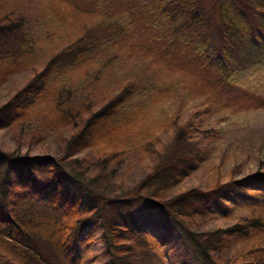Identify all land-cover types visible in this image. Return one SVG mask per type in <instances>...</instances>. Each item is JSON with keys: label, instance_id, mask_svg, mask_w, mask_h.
Returning a JSON list of instances; mask_svg holds the SVG:
<instances>
[{"label": "trees", "instance_id": "16d2710c", "mask_svg": "<svg viewBox=\"0 0 264 264\" xmlns=\"http://www.w3.org/2000/svg\"><path fill=\"white\" fill-rule=\"evenodd\" d=\"M11 1L0 0V31L20 42L0 56V91L8 93L7 81L18 73L27 78L0 106V132H12L17 145L25 136L28 142L25 155L0 148V243L36 264H61L91 224L78 185L58 172L60 163L41 154L45 148L31 155L47 137L58 141L65 159L99 147L94 160L102 167L98 161L106 157L130 160L150 150L160 156L165 135L183 154L162 161L133 197L104 199L122 220L106 231L107 264H174L168 254L191 245L200 248L199 264H264V171L159 202L161 190L197 157L192 148L218 137L199 124L192 128L196 114L215 106L232 111L227 101L234 96L237 111L264 108V96L246 93L264 81V0H235L234 8L231 0L221 2L217 15L206 0H19L4 14ZM251 11L263 17L247 21ZM130 200L166 212L154 216L156 234L142 224L149 213H123ZM26 201L61 213L51 235L54 258L19 214ZM211 212L226 223L204 231L193 226ZM164 244L172 246L162 250Z\"/></svg>", "mask_w": 264, "mask_h": 264}, {"label": "rangeland", "instance_id": "374dc122", "mask_svg": "<svg viewBox=\"0 0 264 264\" xmlns=\"http://www.w3.org/2000/svg\"><path fill=\"white\" fill-rule=\"evenodd\" d=\"M15 1L19 0H12L11 5L9 3L5 5L4 14L21 4H13ZM227 1L217 0L215 7L211 6L213 0H206V3L209 11L213 10L217 15L220 12V3ZM257 3L259 2L257 1ZM230 4L233 8L237 5L235 0H231ZM255 7L253 5V8ZM251 16L256 19L263 17L259 12L251 11L245 19L249 21ZM256 19L255 22H257ZM19 42L18 36L0 31V56L18 50ZM26 78L27 74L18 73L14 78L8 79L6 84L8 93L0 91V106L21 88ZM249 87L250 89L246 88V93H253L256 90L259 96H264L263 80L251 83ZM234 97L228 98L227 101L231 105L233 113L228 106L227 110L215 106L207 112L196 114L194 117L192 115L191 126L193 129L199 124L203 129L210 130L206 135L210 137L218 135V137L210 138L202 142L201 146L195 145L192 148L194 150L197 148V157L188 166L182 167L181 169L184 168V170L180 169L174 180L161 190L159 197L161 204L174 198L180 192L192 189L207 191L213 189L218 182L225 183L230 178L237 180L258 171H264V108L253 109L250 104L246 106L245 110L237 111L235 107L238 104ZM164 140L165 148H158L160 156L157 155V151L154 153L150 150L141 156L132 157L130 160L121 158L110 163V161H106L109 157H106L98 161L102 163V167H99V164H96L94 160L97 155L94 150L99 147L76 153L73 158L65 159V150L57 145L58 141L47 137L44 143L38 144L31 150L32 156H39L40 150L45 148L46 150L41 154L52 156L60 163L57 167L58 172L61 170L60 174L64 175L65 179L76 182L82 194L83 203L88 205L83 217L92 219L90 226L80 235L82 242L77 245L74 253L69 251L62 257L61 264H107L109 257L104 253L107 240L106 231L112 226L121 225L122 220L119 219V212L113 204L105 203L104 199L133 197L144 179L160 170L162 161L169 162L172 158L177 159L183 154L181 147L174 144L170 138L164 135ZM26 142L28 139L25 136V143L17 145L12 132H0V148L7 153L21 151L22 155H25ZM59 143L62 144V142ZM40 175L43 179L41 181H48L46 172H41ZM122 210L123 213L128 211L135 216L149 213L150 216L146 217L142 224L145 228L154 231V234L158 231L153 226L154 216L166 213L149 209L148 203L143 200H130L128 206L123 207ZM19 214L25 223L36 227L32 232L41 239L37 246L41 248L42 252L49 256L54 255L55 251L51 246L54 240L51 241V235L62 223L60 211L45 203L26 201L21 205ZM224 223H226L225 220L211 212L197 219L193 226L204 231L215 229ZM158 238H160V234ZM4 240L8 241L6 238ZM171 246L172 244H164L162 250H169ZM199 249L191 245L187 250L170 252L168 257L174 260V264H199L201 258ZM185 257L188 258L185 260ZM0 259V264H36L26 253L11 249L8 245L1 243ZM51 264L58 263L53 260Z\"/></svg>", "mask_w": 264, "mask_h": 264}]
</instances>
